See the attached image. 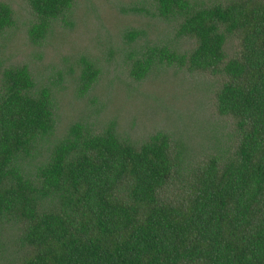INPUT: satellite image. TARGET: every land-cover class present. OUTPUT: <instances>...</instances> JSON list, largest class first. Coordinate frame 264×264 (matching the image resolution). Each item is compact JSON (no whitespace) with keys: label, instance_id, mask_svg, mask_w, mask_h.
<instances>
[{"label":"trees","instance_id":"obj_1","mask_svg":"<svg viewBox=\"0 0 264 264\" xmlns=\"http://www.w3.org/2000/svg\"><path fill=\"white\" fill-rule=\"evenodd\" d=\"M0 264H264V0H0Z\"/></svg>","mask_w":264,"mask_h":264},{"label":"rangeland","instance_id":"obj_2","mask_svg":"<svg viewBox=\"0 0 264 264\" xmlns=\"http://www.w3.org/2000/svg\"><path fill=\"white\" fill-rule=\"evenodd\" d=\"M125 1H129V0H125ZM101 13H102V15H105L107 13V11L103 10ZM116 15L117 16L113 17L112 20H116V24H120V23H118V21H119V19L123 18V14H120V12H118V13H116ZM109 19H110V17L107 19V21H109V22H107L108 24L105 22V25H108V27H110L111 23H112V22H110ZM141 21H142V19L139 16H132V17L128 16L125 20L122 19L121 22H129V23L131 22V25L139 27L140 24H141ZM150 30H151V32H150ZM150 30H147L148 39H152L154 34H155L154 31H156V30H154V28L152 26L150 27ZM126 105L129 107V109L133 110V113L135 112V110L132 107L129 106L130 103H126ZM159 114L164 116L166 113L156 112V114H155L156 117H158ZM139 118H140V122L141 123L145 120V118L143 116H140Z\"/></svg>","mask_w":264,"mask_h":264}]
</instances>
